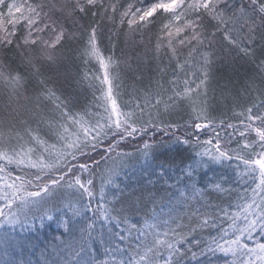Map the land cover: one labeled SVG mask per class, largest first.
Masks as SVG:
<instances>
[{
  "label": "snow or ice",
  "instance_id": "obj_1",
  "mask_svg": "<svg viewBox=\"0 0 264 264\" xmlns=\"http://www.w3.org/2000/svg\"><path fill=\"white\" fill-rule=\"evenodd\" d=\"M158 15L154 58L175 67L157 63L155 82L123 101L121 68L143 72L135 37ZM104 20L110 42L124 31L119 57L101 48ZM218 43L264 79V0H0V264H30L16 249H35L53 225L64 239L50 264H264V99L241 106L235 123L213 115ZM73 61L84 66L77 82L99 93L78 111L42 71ZM254 79L244 92L264 97ZM217 87L227 99L228 85ZM185 107L189 118L172 122ZM177 147L187 162L158 158Z\"/></svg>",
  "mask_w": 264,
  "mask_h": 264
},
{
  "label": "trees",
  "instance_id": "obj_2",
  "mask_svg": "<svg viewBox=\"0 0 264 264\" xmlns=\"http://www.w3.org/2000/svg\"><path fill=\"white\" fill-rule=\"evenodd\" d=\"M11 2V0H8ZM20 2V0H18ZM30 2H38V0H30ZM121 5H126L127 3L133 2V0H119ZM137 6H141L137 3ZM6 11V9H4ZM119 15L117 13V20ZM90 19V18H89ZM164 19L163 16H157L155 22L150 25L147 29L142 30L135 39L140 42L139 47H137L136 51L141 54L143 60L141 62V68L143 72H137L135 77L131 72H128L123 67L121 68L123 79V88L121 89V99L123 101H128L131 99L130 93L133 92V89L144 90L146 89L150 81L152 83L158 78V74L155 71L157 63H160L161 67L165 65H169V73L171 68L175 67L176 61H171L169 64V59L167 56L161 57L160 61H157L155 56V45L157 43V35L160 22ZM96 20H100L99 17ZM86 24L87 21H84ZM127 25L124 26V30H126ZM101 48L107 55L110 51H115L117 57L120 55V51L125 47L124 41V31L121 30L119 37L116 35H112L111 42L109 41L110 33H114L116 29L112 24H110L107 20H104L101 23ZM19 35H23V28L20 27ZM221 38L217 37L219 41ZM113 45L115 47L113 48ZM217 55L223 56L225 59L219 61L216 64V75L219 78L218 80L212 82L209 85L210 92V102L215 109L213 115L219 117L220 119H224L227 122H236V117L234 113L241 111V106L247 107L251 103H255L259 99H264V97L260 96L257 92H252L251 95H248L244 92L245 86L247 83L254 79L253 87L254 88H264V79H261V75L257 73L256 66L254 63L246 60L242 56H239L235 50H228V46L225 44L223 48L218 43L216 45ZM188 49L185 48L182 51L181 61L187 56ZM146 54V55H145ZM9 63L12 67H16L18 64V57L15 55V49H11L8 52ZM259 59H264V54L260 52L257 53ZM258 62V61H257ZM88 70L91 73H95L97 75L101 74L99 72L98 65L90 64L88 65ZM46 77H50V87H53L56 90L57 95H61L62 97L68 96L71 94L73 98L76 100L78 107L77 111L80 110L81 106L84 105H92L93 104V96L94 93L99 95L96 92L94 87H89L88 83L79 84L77 82L78 77L84 71V66L79 61H73L68 65H65L61 69H59V74L53 69L44 68L42 69ZM140 79L139 77H141ZM169 79H171L170 74H166L163 77V81L166 83ZM228 85L227 95L228 98L224 99L221 97L220 90L217 85ZM98 86V85H97ZM30 88L34 87V82L30 83ZM213 89L215 92L213 93ZM237 93H239L238 105L233 102V98L236 97ZM214 96V98H213ZM7 102V97L4 95L3 90L0 89V110L3 109L4 105ZM52 112V105L50 103L44 106V113L46 117H49V113ZM188 109L185 107L184 110L177 115H175L172 119V122L182 123L183 120H187L188 117ZM50 118V117H49ZM21 120L26 119V117H20ZM33 126L35 124L33 123ZM159 139V136H157ZM54 142V141H50ZM126 150H131V148H127ZM162 154L158 157L159 159L168 160L169 158L175 160V162L179 163L180 161L187 162L188 153L182 148L177 147L171 151H163ZM220 170V169H219ZM14 174H20L18 170H14ZM211 176V173H208ZM99 181H97V185ZM159 189L160 186L157 185ZM162 191V189H160ZM95 203V201L93 202ZM60 233L55 229V225L51 228L46 227L39 233V241L38 247L35 249H30L29 254L26 261H30V264H45V261H50L52 259L53 247L56 245H60L54 237L59 236ZM66 235V234H65ZM64 239V236H60L58 240L61 242V239ZM256 240L260 242H264V238L260 236H256ZM250 246H254L255 241H248ZM62 247V246H61ZM43 252V255L41 253ZM98 258H103L102 256ZM215 259V258H214ZM218 264H223V258H221Z\"/></svg>",
  "mask_w": 264,
  "mask_h": 264
},
{
  "label": "rangeland",
  "instance_id": "obj_3",
  "mask_svg": "<svg viewBox=\"0 0 264 264\" xmlns=\"http://www.w3.org/2000/svg\"><path fill=\"white\" fill-rule=\"evenodd\" d=\"M209 96H210V92H209ZM210 98V97H209ZM220 170H219V168H217V172H219ZM16 233H20L21 232V230L19 229V227L17 226V228H16ZM58 243H60V246H62V244H61V242H59L57 239H55ZM63 240V238L61 239V241ZM3 250H4V245L2 244V243H0V259H4V257H3ZM29 251H30V249L29 250H27V251H24L23 252V254L21 255L20 254V249H16V256H15V258L17 259V260H25L26 258H27V256H28V254H29Z\"/></svg>",
  "mask_w": 264,
  "mask_h": 264
}]
</instances>
